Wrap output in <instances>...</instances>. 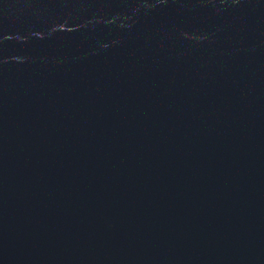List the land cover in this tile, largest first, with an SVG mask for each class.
<instances>
[{"label": "water", "instance_id": "water-1", "mask_svg": "<svg viewBox=\"0 0 264 264\" xmlns=\"http://www.w3.org/2000/svg\"><path fill=\"white\" fill-rule=\"evenodd\" d=\"M0 264H264V0H0Z\"/></svg>", "mask_w": 264, "mask_h": 264}]
</instances>
